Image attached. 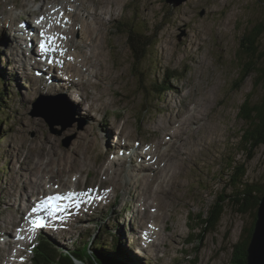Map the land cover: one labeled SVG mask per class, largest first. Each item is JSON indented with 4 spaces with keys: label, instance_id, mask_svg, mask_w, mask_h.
Segmentation results:
<instances>
[{
    "label": "rangeland",
    "instance_id": "1",
    "mask_svg": "<svg viewBox=\"0 0 264 264\" xmlns=\"http://www.w3.org/2000/svg\"><path fill=\"white\" fill-rule=\"evenodd\" d=\"M89 1L84 0V5L92 7L93 4H91V0ZM1 2L3 0H0ZM66 2L67 5L73 3L72 0H66ZM67 5H62L63 10L60 13H63L56 15L57 19L61 18L66 23L68 21L83 23L87 37L83 39L82 49L85 48L88 41L91 43L96 42L97 38L93 35L91 25L87 21L82 22L83 18H87L88 13L81 6H79L80 11L76 10L78 5L74 3L71 7L72 10L68 9V12L76 11L72 15L67 14L65 12ZM113 6V22L116 18L118 19L110 24L102 43L105 44L104 57L106 67L109 69L110 77H112V89L117 96H112L106 90L105 83H103V92L101 91L102 94L97 95V100H102L101 109L106 106V112L103 111L100 113L101 115L97 114L96 117L92 115L93 120H80L77 117V112H79L78 96L79 93L81 95V91L78 93V91L72 90L64 96L58 95L61 98L59 104L66 109L70 108L72 118L74 115V122L70 126H64L60 121H55L51 126L33 107L40 96L48 97L50 101H53L45 91V93L42 91L43 89H40L42 92H39L33 82L30 80L25 82L21 70L22 64L28 66L26 65L25 55L29 52L36 55V41L29 51L22 52V44L17 38L18 28L16 30L13 28L18 25L15 24L10 28V22H6V24L3 23L6 27L1 29L2 23H0V42L3 41L1 39L6 40L7 33L10 37H16L19 42L16 41L19 52L11 48V50L9 48L3 49L0 43V71L8 76V79H4L6 80L7 94H9L6 100L8 104H5L3 114L10 117L8 122L0 123V131H2L0 133V217H3L2 215H5L11 209L14 212V218L18 219L27 206L28 202L24 192H16L12 197L6 196V194L10 193L11 195L17 187H25L28 190L33 177H36L35 174L33 177L30 176L29 169L42 157H44L43 160H49V154L41 156L34 152L41 143H47L48 148L56 154L60 150H69L74 147H80L83 150L80 149V152L84 153L86 151L84 154L87 155L85 158L87 160L82 159L86 165L84 171L81 174L73 172L71 179H68L70 177L67 176L64 177L62 185L65 184V186H63V190L68 191L74 185L83 188L84 183L89 187H98L101 184L106 186L105 188L107 186L111 188V178L108 177H113L114 173L104 175L102 170L104 163L110 165L111 170L115 169L116 166L120 168L119 166L122 165L121 169L125 170L126 167L125 171H128L130 170L128 165L144 168L150 162L146 159L138 160L136 157L130 156V164L129 159L128 162H123L125 166L122 162L114 164L113 161L100 157L105 148L100 135L102 133L104 137L107 133L106 126H108L104 122L120 121V127L125 125L126 130L130 127V131L134 135H138L143 141L149 138V134H146V128H142L141 125L143 123L147 124L150 128V141L154 138V142H157L160 140L164 125L173 122L177 114L182 111L191 110L200 116L199 127L193 126L187 130L181 128V136L179 132L181 138L169 139L171 143L169 142L166 148L168 147L167 149L172 152L168 151V154H173L179 147H182V149L175 157V169L174 162L171 164L170 160H167L174 169V174L168 185L169 188L167 187L168 191L163 192L158 200L155 198V204L159 206V209L158 206L154 208L155 213L162 212L164 219L160 222L161 230L158 229L160 230L159 233L155 232L156 235H153L154 241H151V243L158 242L159 248L156 251L155 246L153 250L146 249V258L142 260L146 264H232L234 245L243 239L244 231H247L251 225L252 218L250 214L238 213L234 205L227 202L215 230L202 234L200 227L192 229L189 226H195L194 221L191 220L192 217L206 214L215 200L232 194L233 191L229 182L232 173V169L229 167L231 163L245 162V182L261 185L264 189V147L261 146L255 149L253 158L247 161V155L241 142L242 131L246 125L237 116L238 109L248 94H251V103L261 104L264 102V86L255 84V75L247 77L242 82L239 81L241 77L240 69L245 64L240 57L244 58L245 55L237 56L238 52L243 51L242 47L240 49V43L246 45V42L242 41L244 35L250 33V30L255 26H263L264 28V0H186L178 6H172L166 0H120L118 4L116 0H113ZM52 7L50 5L49 11L46 13L40 10L47 20H51L50 12H57V7ZM34 9L32 8V10ZM2 11L3 9H1L0 14L4 17ZM15 12L16 10L14 12L10 11V17ZM22 12L27 11L18 13L22 15ZM39 16H41L40 13ZM75 16H77V20L74 19ZM13 17L19 18V14ZM28 19L23 20L25 22ZM123 24H125V28L122 30ZM72 25L73 23L70 26L71 28ZM126 28L130 29L132 33L142 34L151 43L150 49L147 50V57L144 58L135 71L136 73L139 71L140 75H136L132 69L133 60L129 50L128 37L124 33ZM22 29L21 27L20 30L23 31ZM34 34L36 33L34 32ZM70 34L71 32L69 33L71 38ZM150 35H152L151 40ZM73 37V39L78 40L80 38L79 31ZM5 45L10 47L8 38ZM258 47L259 52H262L264 49V31L258 39ZM66 48L74 52L71 63H74L72 65L75 67L82 68L88 82L84 84L77 79L74 80L82 87L89 84L98 86L99 84L93 82L87 75L89 65L92 63L87 54H85L84 60L75 64L80 58V51L76 53V50H72L77 47ZM10 53L19 62L14 59L12 62L9 61L8 55ZM66 53L69 55V52ZM60 58L62 59V57ZM66 61L68 63L65 64H70L69 56L66 57ZM98 61L101 60L93 59V62L100 68ZM257 63L264 66L263 60L258 59ZM47 70L51 74H56L55 79L60 81L58 73L48 68ZM11 71L14 74L13 78ZM172 74L176 76V79L173 78ZM21 78L22 80H20ZM14 80H16V83ZM11 81L15 84L11 87L10 93L8 84ZM236 82L238 83L236 84ZM65 85L70 87L71 84L67 83ZM236 85H239V87H236ZM36 86L40 87V82H36ZM90 89L92 88L84 90V92L87 94L90 91L94 94L97 93V91ZM44 95H47V97ZM87 99L86 96L85 100ZM115 101L117 106H120L119 109L115 106L116 104L113 105ZM73 105L75 111L72 110ZM80 112V115L88 114L83 104L80 105ZM114 114H120V116L114 119ZM125 116L129 122L124 120ZM180 119L176 127L181 126L180 121L183 120ZM65 122L67 123L68 120ZM153 131L154 135L152 134ZM128 137L131 138L132 136ZM113 140L115 141V138ZM174 140L175 142H173ZM84 141L88 145H83ZM117 145L122 146L118 142ZM113 146H115V143L108 142L109 149ZM125 149L128 150L129 148ZM141 151H144L143 148L137 149L140 156ZM120 156L124 157V154ZM98 160L100 161L98 162ZM167 161L161 163L163 169L167 166ZM123 165L124 168H122ZM98 171L100 172L98 173ZM105 177L108 178V181H105ZM66 181H68L67 184ZM55 184L59 185L58 183ZM48 187L47 185L45 188ZM123 187L122 184V187L116 189L114 193L106 191L107 194H111L109 199L112 202L113 199H116V196L124 198V200L118 202L119 205L116 204V207L107 205L110 207H105L104 211L99 206L95 215L83 220L82 224L86 228L84 234H90L91 237L93 232L96 231L98 238H104L105 229H112L116 225H120L119 227L122 229L125 220L123 217L118 216L121 215V209H123V216L129 213L130 215L132 213L141 216L142 207L140 204L137 207V200L133 196H124L125 188L123 189ZM145 204H150V200L145 201ZM125 210L127 212L124 213ZM131 210L132 212H130ZM143 214L149 215L146 208L143 209ZM76 218L79 222L82 221L79 216ZM133 219H135L134 215ZM150 220L151 225L147 223L146 226H150L151 230L154 231L153 225L156 226L157 220L154 218H150ZM1 223L3 225V222ZM125 223L129 224L127 221ZM73 224H77V222ZM165 225L168 227L166 232L162 230ZM131 226L135 230L139 228L134 223ZM82 228L80 225H75L68 229H80L79 231H81ZM94 229L98 230L94 231ZM68 232L70 233V230ZM60 235H64V233H60ZM78 235L79 233L72 232L65 235L67 241L58 240L56 245L59 254L69 250L73 246L72 243L78 241ZM1 236L7 239L0 241V264H31L32 256L28 259L24 255L22 259L16 260L19 252L27 250L23 248L21 242L28 241L29 237L25 238L18 233L13 236L2 233ZM43 236L46 238L45 234ZM118 236L127 245L126 247L130 249L132 247L135 250L134 252L138 253L137 247L140 240H137L136 236L129 238L126 235V239L120 233H118ZM53 239L52 243L58 238ZM5 242H8L7 246L10 245L12 249L3 246L2 244ZM146 242L149 243L150 241L146 240ZM64 243L66 244L63 245ZM106 243L109 245L111 239H108ZM15 252H18V254L16 255Z\"/></svg>",
    "mask_w": 264,
    "mask_h": 264
},
{
    "label": "bare ground",
    "instance_id": "2",
    "mask_svg": "<svg viewBox=\"0 0 264 264\" xmlns=\"http://www.w3.org/2000/svg\"><path fill=\"white\" fill-rule=\"evenodd\" d=\"M35 2H40L39 6L34 10L30 9L31 4L35 3ZM72 2L78 5V8H76V10L80 11L81 9L79 8V6H81V7H83V10H85L88 13L87 18L86 19L83 18L82 22L87 21L91 25V27H92L91 30L93 32V35L97 38V41L93 42V43L88 41L85 48L82 49V42H83V39H86L87 34L83 28V23H81L80 21H78V22L68 21L66 23L65 21H62L61 18H58V19H52L51 18V20H47L46 18H44L39 23L40 26H39V24H37V21H36V25H37L38 29H35V27L33 28L30 26L31 25L30 23L33 24V22L30 19H28L29 24H27V25L25 24L26 22L24 23V20H23L24 24L21 25V27L23 28V32L25 31V29H28L30 35H33V33L35 32L36 36L32 39V41L30 39L28 40L26 37V34L22 33V31L20 29H17V32H18L17 38L20 41V44H22V52L26 53L27 51L30 50V47L35 42L36 37H37L36 41H38V42H35L36 55H34V53H32V52L27 53L25 56H26V65H28V66L26 67L24 64H22L21 70H22L25 82L30 80V78L26 75L27 72L30 71L33 74L35 72L38 75V77L36 79L39 80L38 78H40L42 80V82H40V87L42 86L41 90L43 89V91H45L47 93V95H49V96L55 94V92L64 91V89L67 92V94L70 93V90L81 91L82 97L78 101L79 112H77V115H78L80 120H93L92 117L88 114H87L88 116L85 114L80 115V113L82 112V111L80 112V105L83 104L84 107H86L85 109L88 112H91L94 114L102 113L105 110L106 106L103 109H101L100 104H101L102 100L98 101L97 95L102 94V92H103L102 88L104 86L103 83H105V86H107L106 90L109 91V93L112 96H116V93L112 89V84H113L112 77H110L111 75L109 73V69L106 67V62H105L106 60L104 57L105 44L102 43V41L104 42L103 38L106 36V34L108 32V27L113 22V18H114L113 0H91V2L93 4L92 7H90V6L85 7L83 0H72ZM116 2L118 4V3H120V0H116ZM50 5L53 6L52 8H55L56 6L61 8L62 5H67V2H66V0H52V2H51V0H48V1H46V0H5V1L0 3V12H1V9H3L2 14L4 17H2V18H4V23L6 24V22H10V24H11L10 28H12L13 25H15V24L19 25V23L22 22V16L18 12L27 11V12H29L30 15L35 16L36 18H38V17L41 18V17H44L43 13H46L49 11ZM68 9H69V6L67 5V8L65 9V12L67 14L72 15L73 12L76 11L75 10L73 12H68ZM14 10L17 11L16 14H19V18H14L13 15H12V17H10V11L14 12ZM61 10H63V9L61 8ZM36 12H39L41 14V16H37ZM50 13H55V12H50ZM105 16H107V18H105ZM8 17H10V18H8ZM26 19H27V17H26ZM74 19L77 20L78 19L77 16H75ZM72 23H73V25L71 28L70 26ZM49 29H51V30L53 29L52 33L57 34L58 38L63 37V39H61V41L57 42V44H56L59 47L58 51L62 48H66V47H77V48L72 49V50H76V53L78 51H80V53H79L80 58L76 61L75 64L84 60V56H86L85 54H87L88 58L92 62L89 65L87 75L89 76L90 79H92L93 82L98 83L99 84L98 86L96 84H89L86 87H82L78 82H76L74 79H77L78 81L85 84L86 82H88V79H87L84 71H82L81 67H79V66L75 67L72 65L74 63H70V64L64 63L63 64L65 75L59 74L60 72H62V69H60V71H59V69L57 68V65H55L54 63H49L48 62L49 60L42 63V60L39 58V51H38L39 47H36V43H37V46H39V44L42 40V37H41L42 31L45 33L46 37L51 36L47 32V30H49ZM78 31L80 33V38H79L80 40L75 41L73 39V33L74 32L78 33ZM70 32H71V34H70L71 38L69 37ZM39 33H40V35H39ZM7 38L10 42V47H7V45H5ZM7 38H6V40L1 39V40H3L0 42L3 49H7V48H9V50L16 49L19 52V47L16 44V41H17L16 37H8L7 36ZM63 42H65V43H63ZM61 43H63V44H61ZM66 49H68V48H66ZM3 51H8V50H3ZM17 54H19V53H17ZM12 56H13V54H11V53L8 55V59H9V61L11 60V62L14 59ZM49 56H53V53H49ZM59 56L63 58L62 54H60ZM93 59L101 60V61H98L100 64V68L97 67V65L93 62ZM14 60L19 62L18 59H14ZM16 61H14V63H16ZM32 61H33V63H32ZM103 63L105 65H102ZM47 68L49 70H51V68L54 69L51 71L58 73V75L60 77V81H57L54 77V76H56V74H51L47 70ZM11 73H12V78H13V75H14L13 71H11ZM64 77L66 78L67 83L71 84L70 87L65 85L67 83L64 80H62ZM20 80H22V78ZM14 82L16 83V80H14ZM15 83H12V81L10 82L11 86H13ZM54 87H56V89H54ZM89 88L95 89L97 91V93H95L92 96L89 94L90 92H88V94L85 93L84 90H88ZM68 89H69V91H68ZM86 96L88 97L87 100H85ZM103 101H105V100L103 99ZM49 102L51 104L50 100H49ZM113 103L116 104V101ZM77 109H78V106H77ZM194 109H196V108H194ZM180 118L183 120V121H180L181 126L176 127ZM124 120L128 121V118L125 116ZM199 122H200V116H198L195 112H192L191 110L190 111L184 110L181 113L177 114V116L173 122L164 125V128L160 134V138H159L160 140L159 141L154 142L155 139L153 138L152 141H150V140L144 141L143 143H141L139 146H136V147L134 145L132 146L131 142L137 141L138 135H134L130 131V127L128 128V130H126L125 125L120 127V123H119V128L116 130V131H118L117 141H114L113 140L114 137L113 136L111 137L112 126L110 127L109 124L107 123L108 126H106V127L109 128V130L107 132L108 134L106 135V133H105L104 137H103L102 133L100 135V136H102L103 144L105 143L104 144L105 145V153L103 154V156L106 157V154H107L108 156H111V157L114 156V157L123 158L120 155H123L125 152L126 153L128 152V154H130V156H134L138 160L146 159V161L150 162V164L145 165L144 168L142 166H140L139 168L134 167V165L128 166V168L130 169L128 171L121 169L122 165L119 166L120 168H117V166H116L115 169L113 168V170H111L110 165H107L106 163H104V165L102 166L100 163V165L102 166L104 175L109 174L110 170L112 171V174L113 173L115 174V175L114 174L112 175L113 177L111 178V181H110L111 188L114 189V191H115L116 189L122 187V184H123V186H124L123 189L125 188L124 194L125 195L130 194V195L135 196V198H137L138 204H140V206L142 207V210H141L142 214L140 217L134 216L135 219L131 218V220L127 221V222H129V224H126L125 221L123 222V225H124L123 230L125 232V235L127 233L130 236H134V235L136 236L137 232H136V230H134V228L131 225H132V223L138 222L139 227L141 229L147 231V233H149L146 235V237H147L146 240L150 241L151 235H152V230L149 226H146L147 223L148 224L152 223L150 218H154L155 220H157L156 226L154 225L156 227V229H157V227H158V229L161 228L160 222L164 219V216L161 214L162 212L158 213V214L157 213L152 214V210H154V208H156L158 206V205L156 206V204H155L156 203L155 198H156V200H158L160 198V195L163 192L168 191L167 187L169 188L168 185L170 184L171 178L174 174V169L176 167L175 166L176 165L175 157L178 155V153L182 149V147H179L176 149L175 152H173V154L170 155V154H168V151H170V150L167 149L168 147L166 148V146L169 145V142H170L169 139L172 140L175 137L181 138V137H179V132H180L181 128H182V130H187L188 128L190 129L193 126H197V128H198ZM111 125L117 126L118 124H116L115 122H111ZM157 130H158V128H157ZM174 131H175V133H174ZM183 134H182V136H183ZM128 136H132V137L129 138ZM180 136H181V132H180ZM175 140L173 142H175ZM108 142H111V144L115 143V146H113L114 148L111 147V149H109L108 148ZM117 142L122 144V146L117 145ZM147 142H150L151 145H150V147L146 148L145 144H147ZM86 144H87V142L84 141L83 145H86ZM88 148H89V146H88ZM125 148H129V149L126 150ZM140 148H143V150H144V151H141V156L139 155L140 153L138 154V152H137V149H140ZM164 148H166V149H164ZM80 149H81L80 147H76V148L74 147V148H71L69 150L68 149L67 150H60L58 152V154H56V153H54V151L52 149L50 150L48 148L47 143H41L40 145L37 146V148L34 152L37 155H41V156L43 154L44 155L49 154L50 155L49 160H46V159L43 160L42 158H44V157H42V158L38 159L39 161H37V163H34V165L29 169L30 176L33 177V175L35 174L36 177H33V180L31 178L32 181L30 183L28 190H26L25 187H21V188L14 187V188H16L14 190V192L11 195H10V193H8V194H6V196L12 197L13 195H15L16 192L17 193L18 192H24L27 202L29 201V205L33 209L34 204L31 202V196L45 195V193L47 194V191L51 190L50 187L49 188L43 187L42 182H46L45 184L58 183L59 185H62L63 181H64V177H66V176L70 177V175L73 172L82 173L84 171L86 165L83 163L84 161H82V159H85L87 155L84 154L86 151L83 153L82 152L83 150L81 149L82 151L80 152ZM84 149H85V147H84ZM173 150H175V149H173ZM170 152H172V151H170ZM85 160H87V159H85ZM167 160H170L171 164H172V162H174V169H172V167L169 164L170 162L168 163ZM99 161L100 160H98V162ZM130 161L131 160H129V164H130ZM163 161H167V163H168L167 166L164 167V169L161 166V163ZM99 172L100 171H98V173ZM98 173L96 172V174H98ZM121 179H123L122 182H121ZM101 187H106V186L101 185ZM101 194L104 196L103 193H101ZM148 200H150V204H145V201H148ZM80 201L81 200H79L77 202L78 203L77 205L79 207L77 210H78L79 214L75 213L74 215H71L68 217L79 216L82 219V216L80 215L81 213H83L84 216L88 214L86 212V205L84 206V204L81 203ZM88 201H90V200L88 199ZM116 201L120 202L122 200H119L116 198ZM118 202L116 203L117 205H119ZM94 203H97V202H95V200H94L91 203L90 210H91ZM27 205H28V203H27ZM29 205H28V208L25 209V211L32 210ZM96 207H97V204L94 205V207H93L94 210H96ZM144 208H146L147 213L149 214L148 215L149 217L147 215L143 214ZM158 209H159V206H158ZM133 213H134V211H133ZM131 215H134V214L131 213ZM2 216L3 217H0V225H1L0 226V234L8 233L9 236H13L15 233L13 231L19 230V226H18L19 223H18V221H16L18 219H15L16 217L14 218V212L11 209L8 210L5 215H2ZM23 216H25L24 212H23ZM140 220L142 221L141 223H140ZM1 222H3V225ZM63 228H64V230L62 229L61 231H59V233H64L68 229L66 226ZM160 230H158V231H160ZM24 231H25L24 229L20 230V232H22V233H24ZM158 231L156 233H159ZM67 233H69V232H67ZM153 235H156V234L153 233ZM1 240H4L3 236L0 237V241ZM149 243L151 244V247L155 246V251H156V249L159 248L158 242L155 244H153L151 242H149ZM7 244H8V242L5 243L3 246H7ZM7 247H10V245H8ZM11 249H12V247H11ZM137 251H138V253H140V249H137ZM155 251H152V252H155Z\"/></svg>",
    "mask_w": 264,
    "mask_h": 264
},
{
    "label": "trees",
    "instance_id": "3",
    "mask_svg": "<svg viewBox=\"0 0 264 264\" xmlns=\"http://www.w3.org/2000/svg\"><path fill=\"white\" fill-rule=\"evenodd\" d=\"M250 31V33H246L244 38H242V41L246 42V45L242 42L240 43V49L242 47L243 51L237 54L238 57L241 54L245 55L244 58L240 57L245 64L240 69L241 77L239 81L242 82L247 77L255 75V84H262L264 86V66H260L257 63L258 59L264 61V49L262 52H259L258 47V39L262 35L264 28L263 26H255ZM152 35H150V40ZM146 38L142 34L128 37L129 50L133 60V72L137 70L138 65L147 57V50L151 47V43ZM136 75H140L139 71ZM236 87H239V85H236ZM3 94L0 92V108L5 104ZM237 116L246 125L242 131L241 142L247 155V161H250L254 156L255 149L261 146L264 147V102L253 104L251 103V94H248L239 107ZM229 167L232 169L229 178L231 190L233 191L232 194L230 196L219 197L215 200L206 214L192 217L191 220L194 221L195 226L190 225L189 227L192 229L200 227L199 229L202 234L215 230L221 220L225 203L227 202L234 205L238 213L250 214L252 218L251 225L247 231H244L245 235L243 239L234 245L232 258V264H247V248L256 220L259 199L264 194V189L261 185L245 182V162L239 164L231 163ZM93 248L94 253L90 254L85 244L83 248H77L75 257L79 259L78 261L81 264H133V258L126 252H120L115 246L114 248H107L105 244H96V247ZM60 258L61 264H74L69 257Z\"/></svg>",
    "mask_w": 264,
    "mask_h": 264
},
{
    "label": "water",
    "instance_id": "4",
    "mask_svg": "<svg viewBox=\"0 0 264 264\" xmlns=\"http://www.w3.org/2000/svg\"><path fill=\"white\" fill-rule=\"evenodd\" d=\"M185 1L166 0L172 6H178ZM247 264H264V194L259 199L256 220L247 248Z\"/></svg>",
    "mask_w": 264,
    "mask_h": 264
},
{
    "label": "snow or ice",
    "instance_id": "5",
    "mask_svg": "<svg viewBox=\"0 0 264 264\" xmlns=\"http://www.w3.org/2000/svg\"><path fill=\"white\" fill-rule=\"evenodd\" d=\"M44 19V17H41L37 20V24H39L42 20ZM41 43H40V50L42 53L44 54H48L51 51H55V48L52 47V41H53V37L51 36H45V33L42 31L41 32ZM71 59V58H69ZM49 63H53L54 61L52 59H49L48 61ZM56 63H62L60 61H55ZM74 195H77L75 193H67L64 196H60V195H55V196H49L46 198L45 201H42L41 204L37 205L36 207H34L32 209V212L35 213L37 212L40 208H45L48 209L49 207H53L55 210H59V204L53 205V201H62V200H70ZM27 219V218H26ZM29 223L31 224V230H35L38 228H42L44 227V223L40 220V218H36V219H32L29 221Z\"/></svg>",
    "mask_w": 264,
    "mask_h": 264
}]
</instances>
